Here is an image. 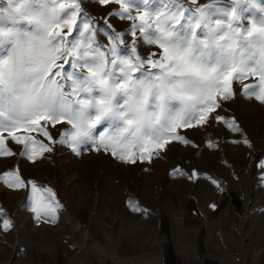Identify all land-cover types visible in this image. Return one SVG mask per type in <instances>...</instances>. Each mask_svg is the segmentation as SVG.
Masks as SVG:
<instances>
[{
  "label": "snow or ice",
  "instance_id": "6c2138e0",
  "mask_svg": "<svg viewBox=\"0 0 264 264\" xmlns=\"http://www.w3.org/2000/svg\"><path fill=\"white\" fill-rule=\"evenodd\" d=\"M84 3L0 0V157L17 155L11 141L32 163L54 145L77 156L88 146L126 164L151 163L176 143L192 144L181 130L214 123L249 144L238 120L221 113L241 95L264 105V5L96 0L113 6L108 16L131 21L118 30L107 21L97 28ZM0 180L30 191L36 219L57 218L62 205L50 187L23 178L18 167ZM129 207L147 211L132 199ZM0 217L8 232L13 222L2 208Z\"/></svg>",
  "mask_w": 264,
  "mask_h": 264
},
{
  "label": "rangeland",
  "instance_id": "374dc122",
  "mask_svg": "<svg viewBox=\"0 0 264 264\" xmlns=\"http://www.w3.org/2000/svg\"><path fill=\"white\" fill-rule=\"evenodd\" d=\"M257 2L264 5V0ZM82 7L99 22L97 28L105 21L118 30L131 23L108 16L112 5L86 0ZM99 38L107 40L102 34ZM253 82L249 78L243 83ZM235 87L242 89V84ZM221 114L238 120L249 144L214 123L181 130L192 144L176 143L151 163L126 164L88 146L77 156L67 145L52 146L51 153L32 163L19 155L22 145L9 141L17 155L0 157V174L18 167L23 178L50 187L62 206L54 221L38 220L31 211L30 191L9 188L0 180V208L13 222L8 232L0 227V264H125L147 250L142 245L173 233L182 241L192 235L264 243V105L241 95ZM210 140L215 147H208ZM177 170L200 175L190 180ZM130 199L147 211L133 212ZM247 243L241 264H255ZM256 264H264L262 257Z\"/></svg>",
  "mask_w": 264,
  "mask_h": 264
},
{
  "label": "crops",
  "instance_id": "0c3cea01",
  "mask_svg": "<svg viewBox=\"0 0 264 264\" xmlns=\"http://www.w3.org/2000/svg\"><path fill=\"white\" fill-rule=\"evenodd\" d=\"M197 238L193 239L191 235L189 240L182 241L174 233L169 234L164 241L142 245L147 250H142L125 264H241L247 257V242L226 243L223 239ZM247 245L253 263H257L258 257L264 262V243L249 240Z\"/></svg>",
  "mask_w": 264,
  "mask_h": 264
}]
</instances>
